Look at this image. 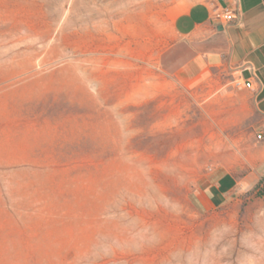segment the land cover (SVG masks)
<instances>
[{
  "label": "rangeland",
  "instance_id": "374dc122",
  "mask_svg": "<svg viewBox=\"0 0 264 264\" xmlns=\"http://www.w3.org/2000/svg\"><path fill=\"white\" fill-rule=\"evenodd\" d=\"M214 2L0 0V264H264L261 118L233 71L172 78Z\"/></svg>",
  "mask_w": 264,
  "mask_h": 264
},
{
  "label": "crops",
  "instance_id": "0c3cea01",
  "mask_svg": "<svg viewBox=\"0 0 264 264\" xmlns=\"http://www.w3.org/2000/svg\"><path fill=\"white\" fill-rule=\"evenodd\" d=\"M232 11V21L215 19L214 11ZM175 45L184 59L173 72L176 83L190 86L230 70L237 79L251 80L254 90H245L264 127V0H215L213 9L195 3L181 10L172 21ZM257 143V142H256ZM264 165V142L258 143ZM264 172V169H263ZM238 185L233 173L219 175L203 185V192L216 203Z\"/></svg>",
  "mask_w": 264,
  "mask_h": 264
},
{
  "label": "built area",
  "instance_id": "2783aa9c",
  "mask_svg": "<svg viewBox=\"0 0 264 264\" xmlns=\"http://www.w3.org/2000/svg\"><path fill=\"white\" fill-rule=\"evenodd\" d=\"M214 17L215 19H223L225 21H232L237 18V16L232 11H228V10H224V11L215 10ZM234 86L237 89L254 90L252 81L244 80L242 78L237 79L234 82ZM255 141L257 143L264 142V127L261 128L255 135ZM263 186H264V183H263Z\"/></svg>",
  "mask_w": 264,
  "mask_h": 264
}]
</instances>
